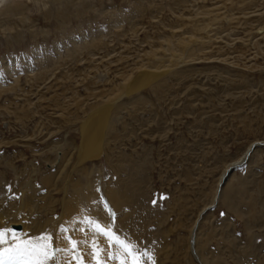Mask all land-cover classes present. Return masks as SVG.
<instances>
[{
  "label": "rangeland",
  "instance_id": "obj_1",
  "mask_svg": "<svg viewBox=\"0 0 264 264\" xmlns=\"http://www.w3.org/2000/svg\"><path fill=\"white\" fill-rule=\"evenodd\" d=\"M85 218L156 264H264V0L0 3V247L119 264Z\"/></svg>",
  "mask_w": 264,
  "mask_h": 264
},
{
  "label": "snow or ice",
  "instance_id": "obj_2",
  "mask_svg": "<svg viewBox=\"0 0 264 264\" xmlns=\"http://www.w3.org/2000/svg\"><path fill=\"white\" fill-rule=\"evenodd\" d=\"M97 191H100V189L97 188ZM100 202L103 204L104 209L108 211L109 215L114 217L115 213L108 207L103 196L100 197ZM152 203L155 204L156 201L153 200ZM221 215L224 214L221 213ZM83 223L89 226L94 236L105 238L108 241V247L115 249V251H108V259L118 260L119 264H156L149 252L140 250L135 244L116 235L111 225L104 227L91 218H85ZM64 231L66 230L61 228V232ZM9 232H12V230L0 229V245L6 244V235ZM64 239L71 246L70 248L61 249L55 247L53 244V236L49 234H42L19 243H8L6 247H0V262H6V264H49L51 261L53 264H59L57 253L63 252L65 255H71L72 260L76 264H84L83 256L77 252V248L80 243L86 242H78L67 236ZM12 240H16V234L14 232H12ZM91 247V255L95 264H103V257L100 253L104 249L100 248L95 240L92 241Z\"/></svg>",
  "mask_w": 264,
  "mask_h": 264
},
{
  "label": "bare ground",
  "instance_id": "obj_3",
  "mask_svg": "<svg viewBox=\"0 0 264 264\" xmlns=\"http://www.w3.org/2000/svg\"><path fill=\"white\" fill-rule=\"evenodd\" d=\"M2 2H4V0H0V3H2ZM110 107V106H109ZM111 108V107H110ZM106 109H108V108H106ZM105 110V109H104ZM109 111V110H108ZM107 111V112H108ZM106 114V113H105ZM98 115V114H97ZM102 116H103V114H102ZM95 117V116H94ZM97 117V116H96ZM98 118V120L96 121L95 119L96 118H93L94 119V121H96L92 126L91 125H89L91 128L90 129H87V133H86V135H85V145H84V147H85V151L88 153H90V154H95V153H97L96 151H97V147H96V145H97V141H98V136L100 135L99 134V132H100V130H101V125L103 124L102 122H101V117H100V119H99V116L97 117ZM91 120V119H90ZM93 122V121H92ZM87 123H88V121H87ZM88 126V125H87ZM86 127V123H85V126H84V128ZM83 132H84V130H83ZM94 132H97L96 133V136H95V138H94ZM83 135V136H84ZM242 160V159H241ZM241 160H236V161H234L233 162V164H235L236 162H239V161H241ZM232 164V165H233ZM231 166V165H230ZM230 166L223 172L224 174H226V172H227V170L228 169H230ZM227 173H230V170L227 172ZM229 175V174H228ZM227 175V176H228ZM219 181H221V180H219ZM220 191V190H219ZM223 191H224V187H223V189L220 191V195H221V192L223 193ZM223 198L224 199H229V196H228V193L226 192V190L224 191V193H223ZM210 206V205H209ZM16 222H18V221H16ZM14 225H18V224H14ZM71 228H73L72 226H70ZM16 228V227H15ZM18 231H21V230H18ZM59 245H62V246H64V249H66V248H68L65 244H64V241L63 240H60V242H57ZM194 242L193 243H191V245H192V247L194 246ZM100 245V244H99ZM195 247V246H194ZM194 249V248H193ZM195 249H196V247H195ZM200 255V254H199ZM200 259H201V262H202V264H204V260L205 261H207V259L205 258V256L204 255H200ZM66 262V257L65 256H63L62 257V264H64Z\"/></svg>",
  "mask_w": 264,
  "mask_h": 264
},
{
  "label": "water",
  "instance_id": "obj_4",
  "mask_svg": "<svg viewBox=\"0 0 264 264\" xmlns=\"http://www.w3.org/2000/svg\"><path fill=\"white\" fill-rule=\"evenodd\" d=\"M253 146V145H252ZM245 160V159H244ZM242 162H240V163H238V164H233V165H231L230 166V171H234V169H235V166L236 165H239V164H241Z\"/></svg>",
  "mask_w": 264,
  "mask_h": 264
},
{
  "label": "clouds",
  "instance_id": "obj_5",
  "mask_svg": "<svg viewBox=\"0 0 264 264\" xmlns=\"http://www.w3.org/2000/svg\"><path fill=\"white\" fill-rule=\"evenodd\" d=\"M5 2H6V0H5Z\"/></svg>",
  "mask_w": 264,
  "mask_h": 264
}]
</instances>
